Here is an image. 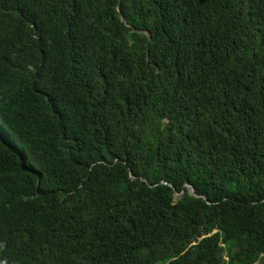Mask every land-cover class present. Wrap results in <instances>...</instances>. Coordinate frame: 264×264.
I'll return each mask as SVG.
<instances>
[{"label": "trees", "instance_id": "16d2710c", "mask_svg": "<svg viewBox=\"0 0 264 264\" xmlns=\"http://www.w3.org/2000/svg\"><path fill=\"white\" fill-rule=\"evenodd\" d=\"M0 264H264V0H0Z\"/></svg>", "mask_w": 264, "mask_h": 264}, {"label": "water", "instance_id": "95a60500", "mask_svg": "<svg viewBox=\"0 0 264 264\" xmlns=\"http://www.w3.org/2000/svg\"><path fill=\"white\" fill-rule=\"evenodd\" d=\"M188 193L191 195V196H194V197H200L198 195L195 194V191H194V188L191 187V186H188ZM182 194V193H181ZM181 194H178V193H175L174 192V197L175 199H177Z\"/></svg>", "mask_w": 264, "mask_h": 264}]
</instances>
